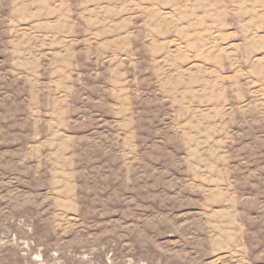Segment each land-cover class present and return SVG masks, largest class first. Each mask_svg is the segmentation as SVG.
<instances>
[{
  "label": "rangeland",
  "instance_id": "rangeland-1",
  "mask_svg": "<svg viewBox=\"0 0 264 264\" xmlns=\"http://www.w3.org/2000/svg\"><path fill=\"white\" fill-rule=\"evenodd\" d=\"M0 264H264V0H0Z\"/></svg>",
  "mask_w": 264,
  "mask_h": 264
}]
</instances>
